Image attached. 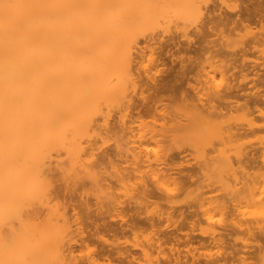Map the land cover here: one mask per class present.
<instances>
[{
    "label": "rangeland",
    "instance_id": "rangeland-1",
    "mask_svg": "<svg viewBox=\"0 0 264 264\" xmlns=\"http://www.w3.org/2000/svg\"><path fill=\"white\" fill-rule=\"evenodd\" d=\"M155 4L165 17L138 31L131 72L102 71L94 77L98 95L118 83L128 90L127 97L98 102L102 111L95 118L90 147V166L101 176L97 184L61 177L60 158L54 157L50 166L51 206L70 220L65 254L73 264H262L264 105L258 104L264 97V0ZM181 64L192 73L179 87L175 80ZM189 82L201 95L194 94ZM168 83L178 86H173L174 94L159 95L157 86ZM249 93L257 95L252 96L258 101L255 106ZM170 95L175 96L169 100ZM224 96L228 103L220 102ZM196 98L221 108L213 125L188 123L199 104ZM126 103L130 109L124 117ZM122 123L131 129L119 138L114 129H122ZM228 129L250 131L236 132V138L225 141ZM252 152L255 162L247 163ZM133 155L155 168L167 166L169 173L163 170L168 178L161 173L157 186L149 171L134 172ZM30 209L39 221L47 214L46 207Z\"/></svg>",
    "mask_w": 264,
    "mask_h": 264
},
{
    "label": "bare ground",
    "instance_id": "bare-ground-1",
    "mask_svg": "<svg viewBox=\"0 0 264 264\" xmlns=\"http://www.w3.org/2000/svg\"><path fill=\"white\" fill-rule=\"evenodd\" d=\"M103 1L105 4L100 5ZM103 1L0 0V264H73L64 250L71 240L70 220L66 213L51 206L50 166L56 157L60 158L57 165L61 177H71L76 182L78 178H88L86 183L97 184L99 172L90 166V147L96 135L95 118L102 111L98 102L127 97L128 90L125 84L118 83L98 95L94 86L95 74L117 69L130 73L138 31L152 27L165 17L164 11L155 4L156 0H138L136 5L132 0ZM182 67L178 73L181 79L178 75L179 80H175L178 86L187 74L192 73V68ZM193 79L200 81L196 76ZM190 82L187 84L194 94L199 92L201 95V90ZM174 84H169L171 87L159 84V95L165 91L174 94ZM238 89L243 87L238 86ZM234 90L237 88L232 92ZM239 90L236 92L243 91ZM175 95H170L169 100ZM243 96L248 97L247 94ZM252 96L247 100L253 102L257 98L256 94L254 98ZM227 97H222L220 102L228 103ZM260 98L264 100V97ZM196 99L199 104L190 114V126L214 124L217 113L222 115L221 108ZM261 99L259 104L255 100L253 106L255 103L264 105ZM249 101L247 104L251 105ZM129 109L128 104L124 108V117L128 116ZM189 124H184V129H189ZM122 125L121 131L114 129L119 138L127 136L131 129ZM230 130L224 131L225 141L236 138V132L243 135L246 131ZM252 153L254 157L250 155L247 163H253L256 158L255 152ZM132 158L134 172L149 171L150 178L158 182L157 186L161 173L163 178H168L163 170L167 166L155 168L140 156L133 155ZM167 171L169 173L168 168ZM35 206L47 209L46 216L40 221L36 210L29 211ZM261 261L264 264V256Z\"/></svg>",
    "mask_w": 264,
    "mask_h": 264
}]
</instances>
